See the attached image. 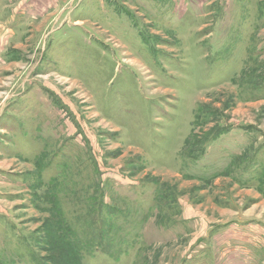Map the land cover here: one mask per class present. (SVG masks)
Wrapping results in <instances>:
<instances>
[{"label":"rangeland","instance_id":"obj_1","mask_svg":"<svg viewBox=\"0 0 264 264\" xmlns=\"http://www.w3.org/2000/svg\"><path fill=\"white\" fill-rule=\"evenodd\" d=\"M0 264H264V0H0Z\"/></svg>","mask_w":264,"mask_h":264},{"label":"trees","instance_id":"obj_2","mask_svg":"<svg viewBox=\"0 0 264 264\" xmlns=\"http://www.w3.org/2000/svg\"><path fill=\"white\" fill-rule=\"evenodd\" d=\"M63 247H65V246H63ZM52 250H54V251L60 253L62 249H60V246H59V247H54ZM58 257H60V256H58ZM58 257H57V258H58Z\"/></svg>","mask_w":264,"mask_h":264}]
</instances>
